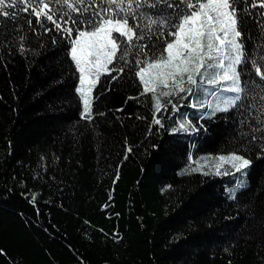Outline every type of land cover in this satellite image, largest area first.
<instances>
[{"label": "trees", "instance_id": "trees-1", "mask_svg": "<svg viewBox=\"0 0 264 264\" xmlns=\"http://www.w3.org/2000/svg\"><path fill=\"white\" fill-rule=\"evenodd\" d=\"M261 11L242 17L245 56L264 46V17L249 14ZM12 26L0 18V33ZM36 27L0 45V264H264V141L246 138L264 121L256 93L250 106L202 118L191 148V134L167 125L174 96L161 97L163 126L154 125L152 96L129 66L116 80L100 76L93 118L82 119L70 46ZM239 70L264 92L250 63ZM226 152L250 158L232 199L224 189L236 172L187 168L189 154Z\"/></svg>", "mask_w": 264, "mask_h": 264}, {"label": "snow or ice", "instance_id": "snow-or-ice-1", "mask_svg": "<svg viewBox=\"0 0 264 264\" xmlns=\"http://www.w3.org/2000/svg\"><path fill=\"white\" fill-rule=\"evenodd\" d=\"M160 4L163 7H158ZM246 8L264 10V0H0V18L13 22L10 32L0 33V45L10 46L9 37L15 39L13 33L19 34L25 26L32 33L37 32V25L46 35L53 30L59 33L70 46L66 53L78 73L79 86L75 91L83 105L82 119L93 118L92 93L100 76L108 73L116 80L129 66V71L135 69V77L143 88L140 95L152 96L154 125L163 126L157 115L166 110L161 97L181 93L199 96L197 89L204 84L234 94L224 101V107L217 105L214 111H228L237 102L240 106H250L245 104L247 94L255 92L251 103L259 101V111L264 115V92L250 87L239 70L242 63L246 66L250 63L255 77H259V81L251 83L264 88V46L258 50V56L251 53L245 56L247 49L241 37ZM141 9H148L151 14ZM249 14L264 17V11ZM30 17L35 18V23ZM17 20L22 21L20 27ZM3 27L6 29V23ZM51 38L53 43L59 42ZM19 40V50L24 52L25 36L19 35ZM261 42L264 45V37ZM117 62L120 67L115 66ZM168 104L174 112L178 111L171 100ZM196 106L193 103L192 107ZM261 125L264 121L250 123L251 132L246 138L264 141ZM189 130L194 133L200 129L184 119L172 128V133ZM131 151L128 147L127 153ZM209 159L216 161L212 165L216 175L229 174L220 171L225 164L235 172L250 165V158L237 152ZM35 200L33 196L32 202Z\"/></svg>", "mask_w": 264, "mask_h": 264}, {"label": "rangeland", "instance_id": "rangeland-1", "mask_svg": "<svg viewBox=\"0 0 264 264\" xmlns=\"http://www.w3.org/2000/svg\"><path fill=\"white\" fill-rule=\"evenodd\" d=\"M78 86H79V81H78ZM197 91L200 92L199 96H191V97L187 96V100H183L187 95L186 93L175 95L173 99H170L178 108V111L174 112L171 106L169 116H167L168 117L167 125L170 131H172L173 127H177L179 122H181L184 119L190 120L191 122L195 123L197 127H199V125L202 123L201 121L202 118L212 116L215 113L224 112V111H214V109L217 107V105H219L220 107H224V101L228 98H231L234 95L233 93L230 92L221 91L219 87H211L206 84L200 85V88L197 89ZM212 93H215V95H212ZM193 103H195L197 106L192 107ZM201 104L205 106L200 107ZM179 105H181V107H179ZM183 106H188L189 108H184ZM82 109H83V105H82ZM189 114L195 117V119L190 118L188 116ZM186 133L191 134L189 138V146L193 148L194 147L193 137L195 136L196 132L193 133L189 130V132ZM227 153L229 152L220 153V154H201V155L189 154L187 168L188 169L196 168L199 171L215 173L216 168L212 165H214L216 161L211 160L209 158H214L219 155H224ZM220 171L221 173H224L225 171H227L228 173H231L232 171L235 172L234 169H231V167L226 164L220 169ZM245 174H246V168L242 169L240 172H236L235 182L225 187L224 189L225 196L228 199H232L235 195V192L244 185Z\"/></svg>", "mask_w": 264, "mask_h": 264}]
</instances>
